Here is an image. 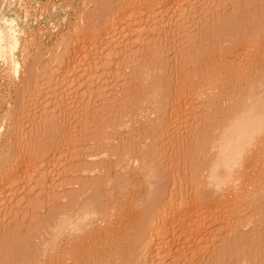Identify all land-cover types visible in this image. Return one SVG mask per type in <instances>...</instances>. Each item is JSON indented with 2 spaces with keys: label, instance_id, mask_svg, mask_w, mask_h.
Here are the masks:
<instances>
[{
  "label": "rangeland",
  "instance_id": "obj_1",
  "mask_svg": "<svg viewBox=\"0 0 264 264\" xmlns=\"http://www.w3.org/2000/svg\"><path fill=\"white\" fill-rule=\"evenodd\" d=\"M6 1L8 4H6L5 6L4 15H6L7 17L9 16L11 18H16V19L20 16L17 19L19 21V22L17 21V23L20 29H22L24 33L26 32L27 34V35H24L23 33L21 41L23 40L22 41L23 45H26V42H27V46L29 48L25 46L27 47L26 50L28 49L26 53V56H27L26 58L28 61H26V63L22 65L25 68L22 67L23 70L21 69L20 71L21 73V75H19L20 78L19 77L18 78L8 77V70L5 64H3V62L0 63V96H1L0 97L1 99L0 100V104H1L0 105V125H1V122H6L8 124L11 122L12 124L10 125L11 126L13 125V129L11 128L10 130L9 125L7 124V127H6L7 129L4 131V133L3 132L2 134L0 133V161L2 160L4 161V159L9 158V157L10 159L11 157L13 158L16 157L19 159L23 158V160L25 159L24 160L25 162L26 160H28L26 164H29V166L31 167L32 165L34 166L33 159L37 157L39 158L40 155H41L40 158L43 159L45 162H49L50 160H52L51 157L53 158L54 156L53 153L56 154L57 152L64 151L65 153L63 155L65 156L62 157L63 166H60L61 165L60 164L58 168V170L60 171L57 170L58 172L57 174L59 177L55 176L53 179L52 177L55 174L52 173L53 176L49 175L46 182H44L43 185L45 186L42 185L40 187L32 183H28V185L30 184V186H28L26 184L27 175H25L26 173H24L25 170L24 172L21 171L20 173H18L19 172L18 171L17 174L19 176L16 175V177L17 178L19 177L18 179L20 180L18 184L12 187V189L10 188L11 189L10 193L12 191L14 192V190H16L15 191L16 193L22 190L21 192H23L24 194L18 192L20 198L17 196H16L17 198L14 197L15 195H17L15 192H14L15 195L13 196L11 195L8 196L7 192L3 193L5 195L2 194L3 197L1 196V198L3 200V203L0 198V202H1L0 205H2L0 206V219H4L5 217V215H3V212H5L6 215L8 211L9 212L12 211L13 213L16 214V209H18L19 212L20 210L22 212L24 210L25 211L29 210L32 212L33 210H30L32 206L30 207L29 205H31L30 203L31 201L36 200V199H32L34 198L33 196H35V198H38L37 202H39V205H42V204L44 205L45 204L44 197L51 194V191H52L51 188L53 186H55L56 188L57 187L61 188V194L63 193V195L68 196L70 199L67 198V200H63L64 202L62 203L60 201L54 202L55 203L54 205L51 202L52 203L51 206L50 204L49 206L47 205L48 207L47 206H46L47 208L45 207L46 209L43 210V213L42 211L41 213L38 212L40 215H37L38 213L36 212L35 214L36 216L34 215L33 218H32V214L35 213V211L32 214L29 211L28 213L24 211L23 213L20 212L21 215L20 213H17L19 214L18 217H17V214L15 215L17 218L14 217L13 213H10L12 215V218L13 217L14 218L12 220H9L8 222L6 221L7 223L3 221V223H5L6 225L1 223L2 220H0V264H51L50 260H52V258L49 252H47L48 250L46 248L49 249L50 247L54 245L55 240H56L55 235L61 231L60 226H59V220H58L59 219L58 217H60L59 215L60 211H66V210L68 211V214L71 217V221L74 224L79 225L81 231H84L83 235L87 232V230L89 229V226H93L94 230L100 234V231H97V230L103 228L102 227L103 225L100 224V222L103 224L102 222L103 215H105V213L106 215H108L110 213V210L113 209L114 206L118 208L121 205L118 202L120 198L122 197V195L125 194L124 192L126 190L131 194H134L133 193L134 190H138V187L136 186L140 185V183L138 182L135 183L134 178L136 177V180L139 178V182H142V179L145 178V176L143 177L142 174L145 175L148 169L150 170V173L152 175L151 176L148 175L150 176V178L146 175L148 180L145 178V181L147 180L146 181L147 183H145V181L143 180L144 182L142 183H145V184L141 183L142 184L140 187L141 189L138 191L142 190L144 192L146 190L150 192V190H152L150 187H152L153 190L156 191L154 192L155 194L151 196L149 194L147 195L146 192H144V194L147 195L145 196L148 199L151 197L152 200L157 201L159 205L161 203L164 204V201L167 203V200L172 201L171 198L175 199V197L178 196L180 191L182 192L186 190L184 192H188V193L190 192L191 195L190 193L188 194L190 196H192V194H195V191L197 192L196 184H198V182L202 179L201 177L202 172L205 171L206 169L205 165H207V163L209 162V157H210L206 147L203 145L204 138L206 137L212 138V136L214 137L215 133L217 132L214 130L215 126L220 125L223 122V119L230 115L231 110H232V105L234 102L232 100L225 101L224 99H226V97L225 98L223 97L222 98L223 100L222 99L220 100V97H219V101L217 100L218 103L214 99H212L213 101L212 102L211 98L210 99L206 98L207 101L210 100V103H209L210 105H208L207 102L203 101V103H201L200 100L199 101L195 100V103L193 101V105L196 103L197 104L199 103L198 107H194L195 105L192 106L191 111H189V113L186 114L187 117L186 115H184L185 119L183 115H179V112H177L178 110L176 108H178L180 101L185 102L186 100L188 102L189 101L192 102L191 99H193V97H191L190 95L192 94L191 93L193 91L192 89L196 87V84L198 85V83H196V80L198 82V79L200 78L201 80L199 81H202V77L200 76L201 74H203L202 75L203 78L205 74L206 75L211 74L210 72L213 70L214 66L215 68H217L216 63L219 62L220 60L219 57L221 55L226 56V60H227L226 66L230 65L231 67L232 65L233 68H235L237 64L236 61H239L237 60L239 51L236 52L235 50H238L242 47H249L247 45H252V43H254L257 40L258 42L263 41L262 38H264V0H239V1L238 0L237 1L236 0H220L221 1L219 2L220 4L216 5L215 8H212L213 5L210 6L211 5L210 2H212V0H169L167 1V4L165 3L167 6H164L165 9L163 8L162 10L164 12L165 11L166 12L168 11V12L164 13L163 11H159V13H164V15L161 16L162 19L160 17L159 19L163 20L164 22H165V19L167 20L166 21L167 24H165V28L157 27L156 29L153 30V32L150 31L151 32L150 34L152 33L154 34L151 36L145 35V37L142 38V41L138 42L142 46H139L136 43L139 47L135 45L134 47H137V48H132L133 52L135 53L138 52L139 55L141 56V57L139 56V60L141 61L139 63L141 64L142 63L145 64L146 62L148 63V64H145V68H142V66H140L138 69L137 67L139 66V63H136L137 65L135 64L137 66L136 68H135V65L129 68L125 67L126 61L124 60V58L121 57V55L123 54V50H122L123 48L121 46L118 47L120 49H117V53L114 56L115 57L114 59L104 56V58L106 57L105 59L107 60L106 61L104 59V62H105L104 64H108V66L103 69V53H105L104 51L105 47H103L104 45L103 43V40H104L103 38L104 37L103 36V18H109V17L115 16V14L117 13H120L119 11L122 10L121 8L124 9V6L126 5L127 0H71V1L70 0H11V1L6 0ZM8 1L10 2L12 6L9 4ZM180 2L182 3V5H180L181 4ZM1 3L3 4L2 0H0V7L2 5ZM169 3L173 4V6L170 5ZM192 4L196 5L192 9H194L195 7L196 8H195V11H192L194 14H192V16L189 17V19L185 18L187 21L188 20L189 21L188 22L182 21L181 24L180 22L177 24V22L175 21V17L177 18V16H182V13H183V12L182 13L179 12L181 15L177 14L178 11L176 10H178L179 5H180V8L182 6V9L184 8V11L186 10L185 12L188 13L187 8L189 10V5H192ZM23 5L26 8L25 10L24 8H22ZM174 6L177 8L175 9ZM204 6L205 8H203ZM166 7H168L170 10ZM9 8H11L10 12H9ZM207 8L208 9L210 8L209 11H207L208 10ZM205 11L206 13H203ZM159 13H157V16L161 15ZM185 14L184 16L186 17L188 14L186 15ZM168 20H170V23H171L170 25H169ZM177 21H178V18H177ZM173 23L177 25H174ZM57 25L58 27H56ZM182 25H184L185 27L182 28ZM195 25H196V28H195ZM128 26L129 25H127V21L126 22L124 21L122 26L119 28L118 32L120 33L121 31L122 35L126 36L123 38L125 42L126 41L130 42L128 45L130 44L132 45L133 41L131 42V40L136 41L137 37H135L136 35L133 36V34L132 35L129 34L130 31H128V28H129ZM98 28H101V29H98ZM159 28L163 30V33H165L164 34L165 36L161 32L158 33ZM25 29L28 30V32L25 31ZM77 32L78 33L80 32V33L78 34ZM69 34L70 36H73V37H70ZM81 34L83 37L81 36ZM159 36H160V39H159ZM62 37L64 38V40H67L66 42L72 41L71 42L72 47H70L71 46L70 44L69 46L65 45L66 42H64L65 43L64 45L61 44V42L63 41L61 40L63 39ZM69 37L72 39H69ZM258 42H256V44ZM126 44L127 43H125L124 45ZM154 44L155 46L156 44H158L157 46L160 48L162 47L160 56H163V57H160L161 61L160 59L158 60L159 62H161V63L158 62L161 65L160 70H159V67H157L158 65L154 64L156 62L152 61V58L151 59L149 58V57H152L153 55L149 53L148 51L151 52L152 50L155 49V47L152 46ZM243 44L244 45L246 44V45L242 46ZM65 46L67 47L66 50L64 49ZM149 46H150V49L151 47H154V48L151 50H147V47L149 49ZM259 46L260 44L258 45V48ZM56 47H59V48L56 49ZM71 48L72 49L75 48L76 50L81 49L82 55L78 58V61L76 62L75 66H73L74 68L69 67V69H64L62 71L64 74L62 75L64 76V78L67 76L66 77L67 79L71 77L75 82L71 87H67L65 86L67 84V80H65L64 86L61 85L57 88L59 94L57 93L56 97L54 96V98H56L55 100L53 99V94L52 96H49V94L51 95V93H53V90L55 89L54 82H53L54 76L52 73L55 74V71L58 68H60L58 64H55L57 57L55 58L54 56L58 55L57 52L60 54L61 53L60 50L63 53L64 51L65 53H67L66 51L69 52V49ZM141 50L144 52H142ZM120 51L122 52V54ZM140 52L142 54H140ZM188 53L194 54V57L192 59L196 58L195 55L197 54L199 58V60H197L198 64L196 62V64L193 65L191 59L188 58L187 56ZM244 53H247V51L245 50ZM17 54H16L17 57L20 55L18 59L19 58L22 59L21 53L19 52ZM64 56H66V59H68L69 54L64 55ZM70 58L71 56L69 57V59ZM149 60H150V63H149ZM213 62L215 65L213 64ZM194 63H195V59H194ZM64 65H67V64L65 63ZM85 67L88 70L85 69ZM62 68L63 67H61V70ZM64 68H67V66ZM94 68L96 72H94L95 71ZM196 69L197 70L201 69L203 73L202 71L201 73L200 71L199 72L197 71L199 75L197 74V76H194L193 72H195ZM49 71H51L52 73L51 72L49 73ZM64 71H66V73ZM146 73L149 75L148 78L147 77H145V79L140 78L141 81L138 79V81L140 82H137L136 84H134V82H136L134 79L137 80V78L144 76ZM235 73L237 75L236 71ZM235 73L234 74L230 73L227 77H225L226 74H223L221 84L222 85L224 84V85L222 87L225 86L226 88L227 87L229 88L232 85L231 83L233 82V78L235 79L236 77ZM118 75H119V78L117 81L116 78L118 77ZM120 78L121 80H119ZM100 79L101 80L103 79L102 83ZM189 79H191L192 81L191 80L189 81ZM27 80L29 81V83L27 82ZM191 83H195V86L194 84H191ZM99 84L103 85V93L105 94L104 97L107 99L106 100L107 102L105 101L106 103L103 102V98H102L103 96H100L99 97L100 99L97 98L98 93L95 92V89H97L96 88L97 85L100 86ZM106 85L108 87H106ZM191 85L193 86V88H191ZM239 86H241L242 88L244 86V82L239 83ZM241 88H237V89L234 88L233 91L231 92H235ZM60 90H63V91H60ZM154 91H156L155 93L156 97L158 96V99H157L158 106L157 107L159 109V114H157L156 116L154 115L150 117L148 114L149 112H151L152 110L151 108L153 107L152 103H150V100H151V97ZM178 92L181 93L180 98L183 96L184 100H183V97L181 98L182 100L179 99ZM175 95H176V98L178 97L177 98L178 100L176 99V101L180 100L179 102H177L178 105L176 104V101L174 102ZM57 100L59 103H61L60 110L63 111L64 115L66 116V119L64 118L62 121L61 118H60L61 120L58 118L59 120L58 121V120L49 118L51 122L49 121V119H46V121L48 122L46 124V122L42 121L44 120V118L42 119L40 116L43 115L44 114L43 112L45 111H46L45 113H47V111L50 109V107H52V105L57 104L58 103V102L56 103ZM81 101L82 102L84 101L85 103L89 102V103H86V105L89 107V108L87 107L86 111L83 109L82 104L84 103H82ZM173 102L175 103V106H177L174 109L176 110L175 111L176 114H178V117L175 116L176 117L175 119L177 120V122L178 121L179 122L177 124L176 120L173 121L169 132L165 134V132H163L162 130L155 128L156 127L155 123L157 121H154V118H157L158 120V117H162L163 114L165 116V114H167V112L169 111V108H170L169 104L172 103L171 106H173L174 105ZM213 105H216V107ZM11 109H14L15 111L14 114L16 116L13 113H11L13 112L11 111ZM8 111L9 112L11 111L9 113V116L7 115ZM12 114L14 116H12ZM114 114H116L117 116L116 115L113 116ZM11 116L13 118L15 117L13 119L14 122L13 120L8 121L9 120L8 117H10V120L12 119ZM120 116H122V118H120ZM181 116L183 119L181 118ZM15 120L16 121L18 120V121L16 122ZM56 121L60 122V125ZM152 121L154 122L153 124L155 125V127H153L154 125L152 124ZM51 123L53 126L51 125ZM62 125H63V128L65 127L64 129L68 131L69 133L68 135L72 142V146L70 148L71 150L69 148L67 149V147H65L66 149L63 147L64 148L63 149L62 145H60L58 149L57 145H55V144H59L62 140V136H64L63 134L58 133L60 131L59 127H61ZM57 126H58V130H55ZM46 128H48L49 131ZM10 131L11 132L13 131L11 133L12 135L9 133ZM10 136H12L13 139H10L11 138ZM102 137L103 139L104 138L105 139L101 140ZM17 138L18 139L20 138V139L18 140ZM14 140L16 141V143ZM9 141L11 143H9ZM100 145L101 146L103 145L105 147L102 146L101 148ZM55 148H57L56 153H55ZM53 149H54V152H51ZM60 149L62 150L59 151ZM100 149L101 151L103 150L105 151V155H103L100 159H98L96 161V164L95 162L94 163L92 162L90 164L92 166L94 165L95 167L98 166V168H101L102 171L104 169L103 171L105 172L104 174L103 172L102 173L100 172L101 174L98 173L97 175H99V177L98 176L94 177L96 174H93V176H91L90 174H87L90 177H93L91 179L90 177L85 176L86 174L83 175L82 173L79 174L75 172V170L77 169L84 168V163L81 162L82 161L81 159L83 157H86L87 155L92 156L94 154H98V152H100ZM8 151L13 152V153L10 154ZM43 153L46 157L42 156ZM6 154L9 157L4 156ZM44 158L46 160L50 158V160L46 161ZM133 164L135 166H133ZM65 166H67L68 168L66 169ZM63 167L65 168L64 171H63ZM70 169L71 171L73 169V171L76 174L74 172L72 174ZM67 172H70V173H67ZM254 174H256V172H254L252 176ZM134 175L136 176L132 178V176ZM260 175L261 174L259 175L257 174V176L255 175L254 176L258 178V176ZM262 177L260 179H262ZM145 186L149 187L150 189L147 188L149 189L147 190ZM263 186H262L263 189L260 190V185L258 187L259 189L258 188L257 189L262 192V190H264ZM10 193L8 192V194ZM141 193L139 192L137 194H141ZM11 197H14L15 199ZM22 197L26 198L27 200L24 199L22 202L24 201L25 202L24 203L21 202L22 203L21 205H20V202L18 201L19 202V207H18L15 200L21 199ZM4 198H7L6 201L8 202V204H9V201L11 202L10 203L11 205L9 204L10 206L6 203V201H4ZM10 198L13 199V201H11ZM263 198L261 196V199L259 197V200H258L257 197L252 199L250 196V200H253V201H251V204H250L249 203L250 200L248 199V202L243 204V206H245V204L246 206L247 205L248 206L247 207L245 206L247 209L245 207L241 209L243 211L245 209V212L242 215H240L241 216L240 219H242L241 223L247 222L250 220H252V222L254 221L256 222V219L254 218L256 215L255 212H257V210H259L262 205H263L262 206L263 214L261 213L262 211L261 209L258 211L257 214H259L260 212V214H262V216L264 217ZM29 199H32V200H29ZM111 200L112 202H116L117 200L116 203H118L119 206H117L118 204L116 203H112ZM59 202H60V205H57ZM27 203L29 204L28 206H27ZM32 203H35V201H33ZM171 203H173V201ZM253 203L255 205H253ZM109 204L111 206H113V204H116V205H114L113 208L111 207L110 209ZM22 205L25 206V208H23ZM237 205L239 207V204ZM21 206L23 209L20 208ZM139 208L136 209L137 211L135 210L130 214V217H132L131 220L133 219L135 221H139L140 218L142 219L144 212H143L142 207H139ZM92 211H95L96 214L91 215L90 217L86 219L85 214L87 212H92ZM111 211H114V210H111ZM110 214L112 215L113 212ZM140 215L142 217L137 218V216H140ZM252 215L254 216L252 217ZM226 216L227 215H225L224 218L220 216L221 219L219 218L220 220L224 221V224H225V221H228V219L233 220V218L231 217L228 218V216H227L228 218L227 219ZM136 218L138 220H136ZM220 220L218 221L219 226L217 225L215 229L217 236H218L217 239L215 238L216 233L213 234V231L215 232V230L213 228H209L210 231L206 232L205 230L206 227L202 229L203 231L205 230L204 231L205 233L201 230V232H203V234L206 236V239L202 233L198 232L197 234V237L201 236V238H198V242H199V239L202 240V238L204 237L203 238L204 240H202V242L200 241L201 243L199 242L197 244L193 242L195 241V237L193 236L194 237V239H192L193 243L191 242L192 244L190 243V246L195 243L199 245L201 249L204 248L205 251H202L204 255H202L201 254L202 252L199 251L201 249L198 248L197 245H196L197 247H195V244H194L193 246L190 247V249L192 247L193 249L188 251V253L190 251L192 252L191 254L192 258L190 257V253H191L190 252L189 253L190 260L187 258L188 262L189 261L190 262L188 263L186 260L185 261L186 263L188 264H235L236 262H239V260H241V257H239L238 254L240 253V255H242V253L244 252L243 250L244 249L247 250V248L245 247L248 246V243H249L248 241H252L251 238L250 240L248 239L251 235L248 230L250 229V232L252 233L254 227L255 229L256 227H259L258 224L254 223L255 224L253 225L254 227L251 225L253 228L252 230L251 228H248V227H246L248 229H245V227L244 229H242L243 226L239 227V229L238 227H236L235 229L237 231H235L236 233V236H235V233L232 234V232L234 231L231 228L232 227L231 225L233 223L231 225L229 224L232 221L231 222L228 221L229 225L225 224L226 225L225 226L223 223H220ZM98 224H100L101 226V228L98 227L99 229H97ZM222 226L224 227V229ZM228 226H231V227L229 228ZM220 227H222L221 229H223L224 232L222 230H219ZM209 229L207 228V230ZM228 229L229 230L231 229L232 232L231 231L228 232L229 231ZM133 231L135 232V230ZM261 231L262 229L260 231L256 229L251 235V237L254 236L253 239L255 238V236L258 237L259 241L256 239L258 243L260 242V238H259L260 235H261V240L264 238V235L260 233ZM96 232H94L96 236L99 235ZM134 232L130 233L129 235H132V234L135 235L136 232L135 233ZM209 232L210 233L212 232L211 234H213L212 236L214 237L215 241L213 240L211 242L213 237L211 235H209L211 237H208V235H206V233L208 234ZM227 232L230 234L228 235ZM258 232L260 233L259 236H258ZM178 233L179 232L177 231V234ZM219 234H222V235L219 237ZM72 236H74V234L70 233L68 230L65 232L61 240L66 241V239H70ZM126 236L124 237L127 240H125L124 238L126 242L123 240V243L125 242V245L127 246L128 244L132 245L131 244L132 242H130L131 239L132 241H135L137 239V238L136 239L133 238L137 235L132 237V236H128L127 234ZM175 237L177 239L180 236L178 235L177 237V235H175ZM98 238L96 239V241H98L97 245L99 247V244L100 245L103 244V241H102L103 239L101 240L100 237ZM242 239L247 240V241L243 242ZM100 240L102 241V243H99L101 242ZM179 240L181 243L184 244L182 237L178 239V242ZM225 242L228 244L230 243L229 246L226 245L227 247L226 246L224 247ZM123 243L120 242V245ZM134 243L136 242H133V244ZM258 243L256 242V244ZM137 244L138 243L132 245L131 247L129 246L128 248V250L130 249V252H131V256L129 259L132 262L131 264H135L139 261L140 250L137 247L138 246ZM84 245H81V246L85 250L82 249L83 251L81 255L78 256L74 260L73 264H103V261H107V263H104V264H121L122 263V261L121 262L120 260L116 261V259L114 258H112L111 260H107V257L104 256L106 255L105 252L103 253L102 252L103 249L100 248L101 246L99 248L98 247L96 248L97 245L92 244L95 247L90 246L91 248L90 249L89 245L86 244L85 246L87 247L85 248H84ZM169 245L171 244L169 243ZM178 245L180 246V243H178ZM127 246L123 247L122 245L121 247L123 249L121 248V250L125 251ZM185 247L182 249V247L180 246L179 247L180 251L185 252L187 249V247L186 248ZM196 248L201 253H198ZM94 249H95V253L94 251H92ZM98 249L102 250V251L100 250L101 253L100 251H98ZM223 250L225 251V253ZM91 252L94 254L92 255ZM196 252L200 254V256H198ZM124 253L125 252H121V255L125 256ZM194 253L196 256L200 258L196 257L195 255H194L195 257L192 256ZM93 256L95 257L97 256V257L95 258ZM119 257H121L122 259ZM118 258L123 260V257L120 255L118 256ZM163 261H160V263L162 264ZM171 261H168L167 264L169 262H170L169 264H171ZM176 262L177 263L179 262L181 264V260L176 261ZM183 262L184 261H182V264ZM124 263H127V262L123 261V264ZM128 264H130L129 261H128ZM254 264H257V263H254Z\"/></svg>",
  "mask_w": 264,
  "mask_h": 264
},
{
  "label": "bare ground",
  "instance_id": "obj_2",
  "mask_svg": "<svg viewBox=\"0 0 264 264\" xmlns=\"http://www.w3.org/2000/svg\"><path fill=\"white\" fill-rule=\"evenodd\" d=\"M11 1V0H10ZM71 1V0H70ZM128 1V2H127ZM126 1V5L124 6V9L121 8L122 10H120L119 12L120 13H117L115 14V16H112V17H109V18H103V47H105V53H103V69L106 68L108 66V64H104V59L106 57H109V58H112L114 59L116 53H117V49H120L118 47H122L123 49V54L121 52V57L124 58V60L126 61V64H125V67L129 68L131 66H134L136 63H139L141 62L139 60V53L138 52H133L132 51V48H137V47H134L135 45L136 46H142L141 44H139L138 42L142 41V38L145 37V35H153L154 33L150 34L154 29H156L157 27H161V28H165V24H167V20L165 19V22L163 20H161V16L164 15V13H167L166 11L164 12L162 9L164 8V6H167V1L169 0H127ZM237 1V0H236ZM239 1V0H238ZM3 4L1 5L0 7V17H3L4 19H7L9 21L11 20H15L16 21V28L19 30L18 34L16 35V44H15V50H13V45L9 39V36H8V33H7V28L8 26L7 25H4V24H0V28L4 29L5 30V39H4V45H3V49L2 51H0V54H2L4 56V59L3 60H0V63L3 62V64H5L7 70H8V77H19V75H21L20 71L22 69V65H24L26 63L27 60V56H26V53H27V50L26 48L28 47L27 46V42H26V45H23L22 44V41H21V38L23 36V33L24 31L22 29H20L18 23H17V19L20 17L19 16L17 19L16 18H11V17H7L6 15H4V9H5V6L7 3L6 0H2ZM9 2V1H8ZM65 2V1H64ZM125 2V1H124ZM208 2V1H207ZM221 2L220 0H212V2H210V6H212V8H215L216 5H219ZM224 2V1H222ZM233 2V1H232ZM166 3V4H165ZM171 3V2H170ZM169 3V4H170ZM181 3V2H180ZM179 3V4H180ZM235 3V2H234ZM10 4V2H9ZM13 4V3H12ZM124 4V3H123ZM168 4V5H169ZM11 5V4H10ZM57 5V4H56ZM60 5V4H59ZM173 6V4H170ZM182 5V3L180 4ZM180 5H179V8L178 10V13L177 14H180L179 12H183L184 14L186 13L184 11V8L182 9V6L180 8ZM233 5V4H232ZM12 6V5H11ZM21 6V5H20ZM171 6V7H172ZM191 6V7H190ZM194 6V4L192 5H189V10L187 8V12L186 14H188L186 17L184 16V14L182 13V16H177L178 18V21H177V18L175 17V21L177 22V24L182 21H187L186 19H189L190 16H192V14H194L192 11H195V8L192 9ZM198 6V5H197ZM206 6V5H205ZM205 6L203 8H205ZM121 7V6H120ZM170 7V6H169ZM175 7V6H174ZM219 7V6H217ZM22 8H24V10L26 9L24 7V5L22 6ZM168 8V7H166ZM173 8V7H172ZM177 7H175L176 9ZM10 9L9 8V12H10ZM165 9V8H164ZM169 9V8H168ZM174 9V8H173ZM180 9V10H179ZM186 9V8H185ZM191 9V10H190ZM198 9V8H197ZM208 9V8H207ZM210 9V8H209ZM209 9L207 11H209ZM217 9V8H216ZM170 10V9H169ZM183 10V11H182ZM206 10V9H204ZM28 11V9H27ZM159 11H163L164 13H159ZM213 11V10H212ZM215 11V10H214ZM118 12V11H116ZM174 12V11H173ZM16 13V12H15ZM157 13L161 14L160 16L158 15L157 16ZM203 13H206L203 12ZM17 14V13H16ZM112 14V13H111ZM169 14V13H168ZM185 14V15H186ZM198 14V13H196ZM113 15V14H112ZM181 15V14H180ZM205 15V14H203ZM23 16V15H22ZM171 16V15H170ZM175 16V15H174ZM159 17L161 19H159ZM166 17V16H165ZM195 17V15H194ZM24 18V17H23ZM78 18V17H77ZM184 18V19H183ZM186 18V19H185ZM202 18V17H201ZM172 20V19H170ZM170 20L169 21V25L171 24L170 23ZM97 21V20H96ZM126 22L127 21V25H129L127 28H128V31H130L129 34H133L136 35L135 37H137V40L134 41V40H131L132 42V45H128L130 42H125V40L123 39L124 37L126 36H123L122 35V32L120 31V33L118 32L119 31V28L122 26L123 22ZM189 21V20H188ZM187 21V22H188ZM19 22V21H18ZM24 22V21H23ZM151 22V24H150ZM175 22V23H176ZM192 22V21H191ZM190 22V24H191ZM27 23V21H26ZM83 23V22H82ZM81 24V23H80ZM96 24V23H95ZM100 24V23H99ZM144 24V25H143ZM174 24V23H173ZM177 24H174V25H177ZM179 24V25H180ZM90 25V24H89ZM101 25V24H100ZM173 25V26H174ZM187 25V24H186ZM197 25V24H196ZM196 25H195V28H196ZM167 26V25H166ZM181 26V25H180ZM58 27V25L56 26ZM177 27V26H176ZM185 26L182 25V28H184ZM124 28V27H122ZM193 28V27H192ZM98 29H101V28H98ZM167 29V28H166ZM86 30V29H85ZM92 30V28H91ZM122 30V29H121ZM178 30V29H177ZM25 31L28 32V30L25 29ZM84 31V30H83ZM189 31V30H188ZM191 31V30H190ZM82 32V31H80ZM79 32V33H80ZM99 32V31H98ZM156 32V31H155ZM162 33L163 35L165 33H163V30H161L159 28V32L158 33ZM74 33V32H73ZM78 33V32H77ZM78 33V34H79ZM97 33V31H96ZM157 33V34H158ZM76 34V33H75ZM77 34V35H78ZM95 34V33H94ZM161 34V35H162ZM24 35H27L26 32L24 33ZM160 35V34H159ZM70 36V34H69ZM82 36V34H81ZM101 36V35H100ZM165 36V35H164ZM39 37V35H38ZM70 37H73V36H70ZM69 39H72L70 38ZM83 37V36H82ZM97 37V36H96ZM162 37V36H161ZM63 38V37H62ZM41 39V38H40ZM66 39V38H65ZM94 39V38H92ZM102 39V38H101ZM123 39V40H122ZM129 39V38H128ZM133 39V38H131ZM135 39V38H134ZM159 39H160V36H159ZM263 41H255V45L254 43H252V45H247L249 47H242L238 50H235L236 52L239 51V54H238V59L239 61H236V67L233 68V66L231 65H227L226 66V56L225 55H221L219 57V62L216 63V67L214 66L213 70L210 72L211 74H205V77L203 78V74H201L200 76L202 77V81H199L201 80L200 78L198 79V82L196 80V83H198V85L196 84V87L193 88V86L191 85V88H193L192 90V94L190 96L193 97V99H191L192 102H188L185 100V102H180L179 101H176V95H175V100L174 102L176 101V104L178 105L177 102H179V105H178V108H176L179 112V115H186L189 113V111H191V108L192 106L194 107H198V104H194L193 105V101L195 103V100H200L201 103L204 102H207L208 105H210V100H206V98H211V101L212 99L214 100H218L219 101V97H220V100L224 97H226V99H224L225 101L226 100H232L234 103L232 105V110H231V113L229 116H227L226 118L223 119V122L220 124V125H217L215 126L214 130L217 131L214 135V137L212 136V138H209V137H206L204 138V141H203V145L206 147L208 153H209V162L207 163V165H205L206 169L205 171L202 172V179L198 182L197 185V192L195 191V194H192L190 193V195H188L189 193L188 192H184V191H180V193L178 194L177 197L174 198H171V200L173 201V203H171L172 201L170 200H167V203L164 201V204H158L157 201H154L151 199V195L155 194L154 192H156L155 190H153L152 187H150L152 190L149 191H144L146 192V194L150 195L148 197H150L149 199L146 197L147 195L144 194V192L142 191H138L140 190L141 188V185L142 184H145L147 183L146 181L148 180L147 176L148 175H152L150 173V170L148 169V171L145 173V175L142 174V176L147 179L145 181V178L142 179V182L145 181V183H142V182H139V178L136 180V175L132 176V178H134L135 180V183L138 182L140 183V185L136 186L138 187V190H134L133 193L134 194H131L129 193L127 190L124 192L125 194L122 195V197L117 200H119V204H121L119 206L116 200V202H111L112 203H116L118 204L117 206H119L118 208H116L114 205L116 204H113V206H111L110 204V209L111 207L113 209L111 210H114V211H111L110 210V213L113 212V214L111 215L110 213L108 215H103V224L100 222L101 225H103L102 229H99L101 228L100 224H98L97 226V231H100V234L97 233L95 230H94V227L93 226H89V229L87 230V232L83 235L84 231H81L80 230V227L79 225L77 224H74L72 221H71V217L69 216L68 214V211H60L59 212V215L60 217H58L59 219V226H60V232L57 233L55 235L56 237V240H55V243L52 247H50L49 249L46 248L52 258V260H50V263L51 264H73L74 260L81 255L82 251L85 250L83 249V247L81 245H89V248L90 246H94L92 244H96L97 245V242L96 239L98 237H100V239L103 241V244H99V243H102L99 242V247L101 249H103V253L105 252L106 256L107 257V260H111L112 258L116 259V261H119L120 262L122 261L121 264H123V261L124 262H127V263H124V264H128V261L129 263L131 264V260L130 259V256H131V252H130V249L128 250L129 246L131 247L132 245L138 243L137 247L139 248L140 250V257H139V261L135 264H161L160 261H163L162 264H167L168 261H171V264H176L177 262L176 261H179L181 260V264H182V261L183 264H185L186 260L188 262V259H189V250H192L193 247L190 249L191 246H193L195 243H199L200 241L202 242V240H204L203 238L205 237L206 239V236L203 234V232L206 230L207 231H210L209 228H213L214 230L216 229L217 225L219 226V220L221 219L220 216H222V218L225 217V215L228 216V218H233V220H229L226 216V218L228 219V221H232L231 223H229L228 221H225V224H232L231 226H228L229 228L231 227L233 229L234 232L231 231V229L228 231V232H232V234L235 233V231H237L235 228L238 227H242V229H248V228H251V230L253 229L252 226L255 225V224H258V226L262 229V231L260 233H262L264 235V217L262 216V206H261V213L258 211L260 210H257L256 215H255V219H256V222H252V220L250 221H247V222H242V219L240 215H242L244 212H245V209L244 211L241 210L243 209V207L246 206H243L244 203L248 202V199L250 200V196L252 199H254L255 197L258 198L259 200V197L261 199V196L263 198L264 196V190L259 191L258 187L260 185V190L263 189L262 186L264 185V135H262L259 131V128H258V125L257 124H254L253 121L247 117L245 115V105H246V102L251 100L253 104L257 105L259 104V100H260V97H261V93L262 91H264V38H262ZM63 40L61 42V44H65L64 42H66L67 40ZM78 40V39H77ZM87 40V39H86ZM31 41V40H30ZM35 41V40H33ZM41 41V40H40ZM38 42V41H37ZM70 42V41H69ZM69 42H66L65 45H68L69 44L71 45L70 47H72V41L69 43ZM160 42V41H159ZM256 42H258L257 44L259 46L258 48V45L256 44ZM68 43V44H67ZM75 43V42H73ZM125 43H127L126 45H124ZM138 45H137V44ZM88 44V43H87ZM145 44V43H144ZM149 45V44H148ZM158 44H156L157 46ZM160 45V44H159ZM246 45V44H245ZM244 44L242 46H245ZM27 46V47H25ZM37 46V45H36ZM91 46V45H90ZM138 46V47H139ZM151 46V45H150ZM150 46H149V49L147 47V50H151L155 47L154 50H152L151 52L148 51L149 53H151L152 57H149L150 59L152 58V61L156 62L154 63L155 65H158L157 67H159V70L161 69V65L159 63L158 60L160 59V57H163V56H160L161 55V48L154 45V47H151L150 49ZM257 46V47H255ZM69 47V48H70ZM145 47V46H144ZM234 47V46H233ZM253 47V48H252ZM29 48V47H28ZM59 48V47H56V49ZM66 46H65V50H66ZM76 48V47H75ZM75 48H71L69 49V52L66 51L67 53H64L60 50V54L57 52L58 55L54 56L57 60H56V63L55 64H58V66H60V68H58L56 71H55V74L52 73L51 71H49V73L51 72L53 74V82H54V90H53V93H51V95L49 94V96H52L53 94V99L56 100V98H54V96L56 97V94L58 93V90L57 88L61 85L64 86V81L67 80V84L65 86L67 87H71L73 84H74V80L69 77L68 79L64 78V76L62 74H64L62 71L64 69H69V67H73L75 66L76 62L78 61V58L82 55V51L81 49L80 50H76ZM78 48V47H77ZM82 48V47H81ZM92 48V47H91ZM62 49V48H60ZM104 49V48H103ZM140 49V48H139ZM59 50V49H58ZM68 50V49H67ZM71 50V51H70ZM74 50V51H73ZM76 50V51H75ZM138 50V49H137ZM136 50V51H137ZM146 50V49H145ZM247 51V53H244V51ZM90 51V50H89ZM88 51V52H89ZM100 51V50H99ZM139 51V50H138ZM142 51V50H141ZM163 51V49H162ZM196 51V50H195ZM21 53V60L18 59V57L20 56H16L17 53ZM144 52V51H142ZM192 52V51H191ZM29 53V52H28ZM138 53V54H137ZM69 54V57L71 56V58L69 59H66V56L64 55H68ZM140 54H142L140 52ZM18 55V54H17ZM118 55V54H117ZM150 55V54H148ZM163 55V54H162ZM218 55V54H217ZM236 55V54H235ZM39 56V55H37ZM85 56V55H84ZM104 56H106L104 58ZM144 56V55H143ZM188 58L191 59L193 65L196 64L197 60H199L197 54L195 55L196 58L195 59V63H194V59H192L194 57V54L192 53H188ZM186 56V57H187ZM120 57V56H119ZM141 57V56H140ZM237 57V56H236ZM235 57V58H236ZM89 58V57H88ZM198 58V59H197ZM41 59V58H40ZM189 59V60H190ZM215 59V58H214ZM53 60V59H52ZM100 60V59H99ZM106 60V59H105ZM111 60V59H109ZM123 60V59H121ZM139 60V61H138ZM146 60V59H145ZM66 61V62H65ZM107 61V60H106ZM148 61V60H147ZM161 61V59H160ZM213 61V60H212ZM35 62V61H34ZM97 62V61H96ZM101 62V61H100ZM143 62V61H142ZM145 62V61H144ZM159 62V63H158ZM67 64V65H64V64ZM94 63V62H93ZM149 63H150V60H149ZM191 63V64H192ZM54 64V63H53ZM100 64V63H99ZM144 63H139V66L137 67L135 65V68L137 67V69L142 66V68H145V64H148L147 62L143 65ZM198 64V62H197ZM214 64V62H213ZM52 65V64H51ZM83 65V64H82ZM96 65V64H95ZM123 65V64H122ZM130 65V66H129ZM215 65V64H214ZM50 66V64H49ZM67 68H64L66 67ZM94 66V64H93ZM124 66V65H123ZM61 67L62 70H61ZM88 67V66H86ZM85 67V69H87ZM91 67V66H90ZM99 67V66H98ZM102 67V66H101ZM230 67V69H229ZM25 68V67H23ZM51 68V67H50ZM74 68V67H73ZM96 68V67H95ZM94 68V70H95ZM133 68V67H132ZM108 69V68H107ZM233 69V70H232ZM23 70V69H22ZM53 70V69H52ZM55 70V68H54ZM53 70V71H54ZM88 70V69H87ZM124 70V69H123ZM128 70V69H127ZM76 71V70H75ZM104 71V70H103ZM200 71L201 73V69L200 70H197L196 69V73L193 72L194 76H197V74L199 75L198 72ZM235 71L237 72V75L235 77V79L233 78V82L231 83L232 85L228 88H226L225 86L222 87L223 85L221 84V80H222V77H223V74H226L225 77H227L230 73L234 74ZM66 73V71H64ZM81 72V71H80ZM90 72V70H89ZM96 72V70L94 71ZM126 72V71H124ZM191 72V70H190ZM229 72V73H228ZM71 73V72H70ZM86 73V72H85ZM88 73V71H87ZM98 73V72H97ZM105 73V72H104ZM203 73V71H202ZM81 74V73H80ZM83 74V73H82ZM196 74V75H195ZM67 75V74H66ZM84 75V74H83ZM91 75V74H90ZM94 75V74H93ZM44 76V75H43ZM148 74L146 73L144 76L142 77H139L136 79H134L136 82H134V84H136L137 82H140L141 79H145V77L148 78ZM91 77V76H90ZM224 77V78H225ZM14 78V79H15ZM20 78V77H19ZM41 78V77H40ZM118 78H119V75L118 77L116 78L117 81H118ZM141 78V79H140ZM146 78V79H147ZM223 78V79H224ZM13 79V80H14ZM79 79V77H78ZM112 79V78H111ZM109 79V80H111ZM115 79V78H114ZM126 79V77H125ZM138 79L140 81H138ZM205 79V80H203ZM29 80V79H28ZM27 80V82L29 83V81ZM51 80V79H49ZM103 80V79H102ZM102 80L100 79L101 83H102ZM121 80V78L119 79ZM132 80V79H131ZM191 79H189L190 81ZM232 80V78H231ZM18 81V80H17ZM32 81V80H30ZM45 81V80H44ZM125 81V80H124ZM185 81V80H184ZM192 81V80H191ZM225 81V80H224ZM223 81V82H224ZM26 82V81H25ZM106 82V81H104ZM109 82V81H107ZM116 82V81H115ZM114 82V84H115ZM121 82V81H120ZM231 82V81H230ZM229 82V83H230ZM244 82V86L241 88V86H239V83H243ZM40 83V82H39ZM45 83V82H44ZM94 83V82H93ZM100 83V84H101ZM117 83V82H116ZM187 83V81H186ZM190 83V82H189ZM99 84V85H100ZM113 84V83H111ZM182 84V83H181ZM191 84H194L195 86V83H191ZM31 85V84H30ZM50 85V84H49ZM27 86V85H26ZM25 86V88H26ZM36 86V85H35ZM115 86V85H114ZM118 86V85H117ZM31 87V86H30ZM29 87V88H30ZM38 87V86H37ZM50 87V86H49ZM65 87V88H67ZM106 87H108L106 85ZM233 87V88H232ZM10 88V87H9ZM78 88V87H77ZM97 89H95V92L98 93V97L99 98L100 96H103V102L106 103L107 99L104 97L105 94L103 93V85H100L96 87ZM190 88V90H191ZM234 88H241V89H238L237 91L235 92H231L233 91ZM42 89V88H41ZM64 89V88H63ZM70 89V88H69ZM8 90V89H6ZM43 90V89H42ZM94 90V89H93ZM155 90V89H154ZM26 91V90H25ZM60 91H63V90H60ZM70 91V90H69ZM38 92V91H37ZM6 93V92H5ZM35 93V92H34ZM69 93V92H68ZM91 93V91H90ZM156 91H154L152 97H151V100H150V103H152L153 107L151 108V112H149V116L152 117V116H156L157 114H159V109H158V105H157V99H158V96L156 97ZM13 94V93H12ZM30 94V93H29ZM59 94V93H58ZM179 99L180 98V94L179 93ZM177 94V95H178ZM221 94V95H220ZM48 95V94H47ZM65 95V94H64ZM63 95V96H64ZM130 95V94H129ZM60 96V95H59ZM90 96V95H88ZM134 96V95H133ZM136 96V95H135ZM1 97V96H0ZM58 97V95H57ZM190 97V98H191ZM35 98V97H34ZM48 98V97H47ZM68 98V97H67ZM91 98V97H90ZM89 98V99H90ZM128 98V97H127ZM131 98V97H130ZM218 98V99H217ZM5 99V98H4ZM73 99V98H72ZM82 99V98H81ZM84 99V98H83ZM100 99V98H99ZM126 99V98H125ZM186 99V98H185ZM206 101H205V100ZM1 100V99H0ZM68 100V99H67ZM142 100V99H141ZM178 100V99H177ZM182 100V99H181ZM183 100H184V97H183ZM223 100V99H222ZM26 101V100H25ZM42 101V100H41ZM53 101V100H52ZM64 101V100H63ZM71 101V100H70ZM106 101V102H105ZM109 101V100H108ZM217 101V103H218ZM24 102V101H23ZM58 102V100L56 101V103ZM82 102V101H81ZM173 102V103H174ZM213 102V101H212ZM215 102V101H214ZM47 103V102H46ZM59 103V102H58ZM54 104L52 105V107H50V109L47 111V113L43 112L44 114L41 115L40 117L44 120V122H46V124L48 123L46 121V119H54V120H58V118L63 119L65 118L66 119V116L64 115L63 111L60 110V107H61V103L59 104ZM79 103V102H78ZM84 104L83 105V109L86 111L87 109V105L86 103H89V102H82ZM200 103V105H201ZM205 103V104H207ZM215 103V104H217ZM223 103V102H222ZM4 104V103H3ZM35 104V103H34ZM48 104V103H47ZM119 104V103H118ZM204 104V105H205ZM1 105V104H0ZM86 105V106H85ZM120 105V104H119ZM170 105V108H169V111L167 112V114H163L162 117H158V120L157 118H154V121H157L155 124H156V127L155 125L153 124L154 122L152 121V124L154 125L153 127L155 128H158L159 130H162L163 132H165V134H167L171 128V125H172V122L175 121L176 117H178V114H176V110L174 109L175 107V103L173 106L172 103L169 104ZM168 105V106H169ZM203 105V104H202ZM81 106V105H80ZM103 106V105H102ZM216 107V105H213ZM2 107V106H1ZM69 107V106H68ZM89 108V107H88ZM43 109V108H42ZM82 109V108H81ZM10 110V109H9ZM83 110V111H84ZM13 111V112H11ZM11 113L14 114V109H11ZM37 111V110H36ZM43 111V110H42ZM210 111V110H209ZM257 111H258V107H257ZM8 111V116H9V113ZM34 112V111H33ZM41 112V111H40ZM39 112V113H40ZM65 112V111H64ZM29 113V112H28ZM87 113V112H86ZM12 114V116H14ZM47 114V115H46ZM66 114V113H65ZM85 114V113H84ZM90 114V113H89ZM117 114V113H116ZM116 114H114L113 116H115ZM58 115V116H56ZM71 115V114H70ZM87 115V114H86ZM11 116V120H10V117L8 121H12L14 118ZM16 116V115H15ZM90 116V115H89ZM101 116V115H100ZM117 116V115H116ZM69 117V116H68ZM148 117V116H147ZM187 117V115H186ZM7 118V117H6ZM120 118H122V116H120ZM161 120H160V119ZM182 118V116H181ZM5 119V118H4ZM49 119V121L51 122V120ZM60 119V120H61ZM183 119V118H182ZM185 119V117H184ZM146 120V119H145ZM16 121V120H15ZM18 121V120H17ZM16 121V122H17ZM41 121V120H40ZM53 121V120H52ZM59 121V120H58ZM56 121V122H58ZM14 122V120H13ZM39 122V121H38ZM54 122V121H53ZM177 122V120H176ZM179 122V121H178ZM177 122V124H178ZM59 125H60V122H58ZM7 124L6 122H1V125H0V129H3L2 131H0V133L2 134V132L4 133V131L7 129ZM10 124H12L11 122L8 124L9 125V128L11 130V128L13 129V125L11 126ZM14 124V123H13ZM55 124V123H54ZM62 124V123H61ZM151 124V125H152ZM175 124V123H174ZM173 124V125H174ZM176 124V125H177ZM37 125V124H36ZM52 125V123H51ZM56 125V124H55ZM58 125V126H59ZM44 126V125H43ZM53 126V125H52ZM51 126V127H52ZM58 126L56 127L55 130H58ZM181 126V125H180ZM17 127V125H16ZM39 127V126H38ZM174 127V126H173ZM179 127V126H178ZM37 128V127H36ZM50 128V127H49ZM65 128V127H64ZM63 128V125L61 127H59L60 131L58 133L60 134H63L64 136H62V140L59 144H55L57 145L58 149H59V146L62 145V148L64 147H67V149L71 148L72 146V142H71V139L69 138V133L68 131H66L65 129ZM130 128V127H129ZM26 129V128H25ZM48 129V128H46ZM44 130V129H43ZM53 130V128H52ZM68 130V129H67ZM14 131V130H13ZM12 131V132H13ZM49 131V129H48ZM83 131V130H82ZM11 131L9 132L10 134L12 133ZM27 132V131H26ZM45 132V131H44ZM16 133V131H15ZM18 133V131H17ZM182 133V132H181ZM14 134V133H13ZM22 134V133H21ZM12 135V134H11ZM18 135V134H17ZM21 136V135H20ZM30 136V135H29ZM11 138L10 139H13L12 136H10ZM16 139V138H15ZM18 139V138H17ZM20 139V138H19ZM18 139V140H19ZM105 139V138H104ZM103 137L101 140H104ZM12 141V140H11ZM15 141V140H14ZM105 142V141H104ZM9 143H11L9 141ZM16 143V141H15ZM250 143V147H247L246 150H245V154H244V158H243V164H242V167L240 169H235L233 168L232 166V162H233V159H234V156L236 154V151L238 149V147L240 146H244V145H248ZM14 144V143H13ZM101 144V143H100ZM105 145V144H104ZM9 146V144H8ZM14 146V145H13ZM17 146V145H16ZM101 146V145H100ZM99 146V147H100ZM103 146V145H102ZM101 146V148H102ZM22 147V146H21ZM105 147V146H103ZM3 148V147H2ZM63 148V149H64ZM20 149V148H19ZM50 149V148H49ZM57 148H55V153L57 152L56 150ZM66 149V148H65ZM73 149V148H72ZM14 150V149H13ZM12 150V151H13ZM62 149H60L59 151H61ZM71 150V149H70ZM104 151V150H103ZM101 151L100 149V152H98V154H94L92 156H86V157H83L81 160L82 163H84V168H80V169H77L75 170L76 173H82L83 175L85 176H88L90 177L89 175L87 174H90L91 176H93V174H96L94 177L98 176L97 175L98 173H102L104 171H102L101 168H98L95 167L94 165L92 166L90 163H94L96 164V161L98 159H100L103 155H105V151L103 152ZM9 152V151H8ZM45 152V151H44ZM47 152V151H46ZM51 152H54V149L51 151ZM2 153V152H1ZM10 154L13 153V152H9ZM65 152L64 151H61V152H57L56 154L53 153V158L51 157L52 160H50V158H48L47 160H50L49 162H45L43 159H41V155L39 156V158H35L33 159L34 160V166L32 165L31 167L29 166V164H26L28 162V160H26V162L23 160V158H16V157H10L6 155L4 156H7L9 158H6L4 159V161H0V198L1 196L3 197V194L4 192H7V195H15L14 192L16 190H14V192L10 193V190L12 189V187L16 184H18L19 180L16 175L17 172L20 173L21 171L25 172L26 173L25 175H27V185L28 183H32L36 186H42L44 184V182H46V180L48 179L49 175H52L55 174L52 178L54 179L55 176H58V168H59V165L60 166H63V159L62 157H64L65 155H63ZM15 154V153H14ZM46 154V153H45ZM9 155V154H8ZM39 155V154H38ZM14 156V155H13ZM43 157L45 156L44 153L42 155ZM46 157V156H45ZM16 158V159H15ZM25 158V157H24ZM72 158V157H71ZM74 158V156H73ZM76 158V157H75ZM81 158V157H80ZM45 159V158H44ZM103 159V158H102ZM32 160V161H33ZM46 160V159H45ZM46 160V161H47ZM65 160V159H64ZM31 161V162H32ZM30 162V161H29ZM137 162V161H136ZM135 162V163H136ZM65 163V162H64ZM98 163V162H97ZM90 164V166H89ZM145 165V164H143ZM133 166H135L133 164ZM132 166V167H133ZM139 167V166H137ZM52 168V169H50ZM62 168V167H61ZM60 168V169H61ZM65 168L67 169L68 167L65 166ZM65 168L63 167V171L65 170ZM141 168V167H140ZM135 169V167H134ZM143 169V168H142ZM152 169V168H151ZM60 171V170H58ZM62 171V170H61ZM71 171V169H70ZM73 169L71 171V173L73 174ZM74 172V173H75ZM107 172V171H106ZM205 172V173H204ZM256 172V174H254L255 176H257V174H261L260 176H258V178H256L254 175L252 176V174ZM67 173H70V172H67ZM75 173V174H76ZM100 173V174H101ZM105 172H103L104 174ZM135 173V172H134ZM137 173V172H136ZM140 173V172H139ZM144 173V172H143ZM204 173V174H203ZM252 173V174H251ZM62 174V173H60ZM263 174V175H262ZM147 175V176H146ZM19 176V175H18ZM141 176V177H142ZM150 176H148L150 178ZM252 176V177H251ZM263 176V177H262ZM23 177V176H22ZM59 177V176H58ZM262 177V179H260ZM91 179L93 177H90ZM66 179V178H65ZM144 180V181H143ZM199 180V179H198ZM54 181V180H53ZM23 183V182H22ZM55 183V182H54ZM134 183V182H133ZM142 183V184H141ZM25 184V185H26ZM137 185V184H135ZM199 185V186H198ZM30 186V184L28 185ZM45 186V185H43ZM195 186V185H194ZM25 187V186H24ZM39 187V188H40ZM146 187V186H145ZM144 187V189H145ZM264 187V186H263ZM11 188V189H10ZM43 188V187H42ZM149 188V187H146V189ZM149 188V189H150ZM156 188V187H155ZM171 188V187H170ZM258 188V189H257ZM52 191H51V194L47 195L44 197L45 199V204L43 205H39V202H37L38 198H35V196H33L34 198L32 199H36V200H33L35 201V203H32L33 201H29V200H32V199H29L28 201L31 203V205H29L27 203V206L29 205L31 208L30 210H33L32 212L29 211L31 214L35 211V213L32 214V218L33 216L36 214V212H40L42 211L43 213V210L46 209L49 204L51 206V204L53 203V205L55 204L54 202H58L60 201L61 203L64 202L63 200H67L70 199L68 196L66 195H63V193L61 194V188H56L55 186H53L52 188ZM147 189V190H149ZM173 189V187H172ZM183 190V189H182ZM22 191V190H21ZM21 191H18L22 194H24L23 192ZM137 191V192H135ZM8 192L10 194H8ZM18 192L16 193L17 195H15L14 197L17 198L19 197V194ZM141 193V194H137V193ZM149 192V193H148ZM169 192V191H168ZM136 193V194H135ZM194 193V192H193ZM3 194V195H2ZM21 194V196H22ZM144 194V195H143ZM146 195V196H145ZM17 196V197H16ZM6 197V196H5ZM14 197H11V198H14ZM31 197V196H30ZM10 198V199H11ZM14 198V199H15ZM20 198V197H19ZM29 198V197H27ZM7 198H4V201H6ZM24 199V197H22L21 199H16V204L18 205L19 207V202H20V205L24 202H22ZM147 199V200H146ZM157 199V198H156ZM164 199V198H163ZM27 200V199H26ZM264 200V198H263ZM1 201L3 203V200L1 198ZM11 201H13V199H11ZM19 201V202H18ZM69 201V200H68ZM251 201L253 200H250L249 203L251 204ZM261 201V200H260ZM22 202V203H21ZM52 202V203H51ZM60 202L57 204V205H60ZM66 202V201H65ZM121 202V203H120ZM162 202V201H161ZM170 202V203H169ZM262 202V201H261ZM6 203L8 204V202L6 201ZM11 202L9 201V204ZM38 203V204H36ZM264 203V202H263ZM1 204V202H0ZM8 204V205H9ZM169 204V205H168ZM239 204V207L238 205ZM11 205V204H10ZM9 205V206H10ZM48 205V206H47ZM142 205V206H141ZM253 205H255L253 203ZM2 206V205H0ZM23 206V205H22ZM22 206L20 208H22ZM47 206V207H46ZM242 206V207H241ZM248 206V205H247ZM246 206V207H247ZM251 206V205H250ZM46 207V208H45ZM139 207H142L143 209V217L140 215V216H137L138 217H142V219L140 218L139 221H135V220H131L132 217H130V214L135 211L136 209H138ZM245 207V208H246ZM11 208V207H10ZM23 208H25V206H23ZM22 208V209H23ZM253 208V207H252ZM255 208V207H254ZM140 209V208H139ZM247 209V208H246ZM250 209V208H249ZM257 209V208H256ZM27 210V209H26ZM25 211V210H24ZM23 211V212H24ZM28 211H25L26 213H28ZM137 211V210H136ZM9 212V211H8ZM7 212V215L5 212H3V215H5L4 219H0L2 220L1 223H3V221L5 223H7L9 220H12L14 217L17 218L19 214L17 213H20L22 212L20 210V212L18 211V209H16V214H17V217L15 216L16 214L13 213L12 211H10L9 213ZM22 212V213H23ZM253 212V211H252ZM10 213H13L14 217L12 218V215ZM254 213V214H255ZM25 214V213H24ZM95 211H92V212H87L85 215H86V219L88 217H90L91 215H95ZM253 214V213H252ZM21 215V213H20ZM37 215H40L39 213ZM133 215V214H132ZM36 216V215H35ZM254 215H252L253 217ZM3 217V216H2ZM1 217V218H2ZM251 217V218H252ZM134 218V217H133ZM136 218V220H138ZM220 218V219H219ZM130 220V221H129ZM226 220V219H225ZM7 221V222H6ZM227 222V223H226ZM5 223H3L4 225H6ZM218 223V224H217ZM220 223H223L224 224V221L220 220ZM255 223V224H254ZM9 224V223H8ZM224 224V225H225ZM228 224V225H229ZM221 225V224H220ZM252 225V226H251ZM226 226V225H225ZM251 226V227H250ZM88 227V226H87ZM99 227V228H98ZM206 227V229L203 231L202 229H204ZM223 227V226H222ZM222 227L219 228V230H222L224 229H221ZM248 227V228H246ZM254 227V226H253ZM259 227H256V229L258 231H260L261 229ZM207 228L209 230H207ZM260 230H259V229ZM96 229V228H95ZM135 230V232L133 230ZM177 230L179 233L177 234ZM226 229V227H225ZM241 229V228H240ZM255 229V227H254ZM252 231V233L250 232V229L248 230L249 233L252 235L253 232L256 230ZM72 234H74V236H72L70 239H66V241H62L61 238L63 237V235L65 234L66 231H68ZM94 230V231H93ZM201 230L203 232H201ZM218 230V231H219ZM212 231V229H211ZM96 232L97 235L94 233ZM134 232L135 237H133L132 235H129L130 233ZM176 232V234H175ZM198 232L202 233L204 235V237L201 239H199V242H198V238H201L200 237H197V234ZM224 232V231H223ZM227 234L229 235L230 233ZM257 232V231H256ZM205 233V232H204ZM210 233V232H209ZM207 234L208 237H211L214 233H216V230L215 232L213 231V234ZM260 233L258 232V236L260 235ZM128 234V236H132L134 239H136L135 241H131L132 242L131 244L132 245H125V240H127L124 236H126ZM257 234V233H256ZM255 234V235H256ZM175 235H178L180 237H182L183 239V243L178 242V239H180V237H178L176 239ZM196 235V236H195ZM211 235V236H209ZM222 234H219V237L221 236ZM248 238L252 241H248V246H246L242 253V255H240V253L238 254L239 257H241V260H239V262H236L235 264H254V263H257V264H264V238L261 240V235H260V242L258 243V237L255 236V238L253 239L254 236ZM195 237V241H193L192 239H194ZM199 236V235H198ZM215 238L217 239L218 236H217V233L215 234ZM235 236H236V233H235ZM103 237V238H102ZM127 237V236H126ZM207 237V238H208ZM213 237V236H212ZM234 237V236H233ZM59 238V239H58ZM125 238V240H124ZM130 239V238H129ZM211 239V238H210ZM234 239V238H233ZM258 241H257V240ZM99 240V238H98ZM123 240L125 241L123 243ZM215 241L214 237L213 239L211 240L212 241ZM243 242L247 241V240H244L242 239ZM195 242L193 245L190 246V243L191 242ZM197 241V242H196ZM96 242V243H95ZM120 242H122L123 244L120 245ZM133 242H136L133 244ZM180 243V246L182 247V249L186 246L187 249L185 252H182L180 251V246L178 245V243ZM192 242V243H193ZM200 242V243H201ZM231 242V241H229ZM242 242V241H241ZM242 242V243H243ZM252 242V243H251ZM256 242L258 244H256ZM64 243V244H62ZM169 243L171 245H169ZM191 243V244H192ZM173 244V245H172ZM183 244V245H182ZM187 244V245H186ZM195 244V247L199 245ZM230 244V243H229ZM228 243H224V247L227 245L229 246ZM247 244V243H246ZM253 244V245H252ZM84 245V248L87 247ZM123 245V247L127 246L126 247V250L125 251H122L121 250V246ZM178 245V246H177ZM185 245V246H184ZM197 245V246H196ZM245 245V244H244ZM252 245V247H251ZM201 246V244H200ZM226 246V247H227ZM95 247V246H94ZM98 247V245L96 246V248ZM98 247V248H99ZM103 247V248H102ZM135 247V248H137ZM185 247V248H186ZM95 248V249H96ZM83 249V250H82ZM91 249V248H90ZM93 249V247H92ZM95 249L92 250L94 251L95 253ZM123 249V248H122ZM201 249V248H200ZM203 249V250H202ZM201 250L199 251H205L204 248H202ZM98 249V251H100ZM169 250V251H167ZM197 252L198 253H201L198 251V249L196 248ZM242 250V248H241ZM246 250V251H245ZM46 251V250H45ZM97 251V250H96ZM97 251V252H98ZM100 251V253H101ZM166 251V252H165ZM184 251V250H183ZM224 251V250H223ZM121 252H125L124 255H121ZM196 252V253H197ZM241 252V251H240ZM94 253L91 252V254L93 255ZM99 253V254H100ZM188 253V254H187ZM197 253V254H198ZM225 253V251H224ZM98 254V253H97ZM191 254L192 252L190 253V257H191ZM202 255L203 252L201 253ZM122 256L123 257V260L119 259L118 256ZM195 253L192 255L194 256ZM201 255V256H202ZM99 256V255H97ZM96 256V257H97ZM188 256V257H187ZM196 256V255H195ZM194 256V257H195ZM198 256H200V254H198ZM196 256V257H198ZM95 257V256H93ZM95 257V258H96ZM204 257V256H203ZM188 258V259H187ZM192 258V257H191ZM200 258V257H198ZM190 260V259H189ZM173 262V263H172ZM190 262V261H189ZM188 262V263H189ZM104 263H107V261H103V264ZM170 263V262H169ZM168 263V264H169ZM186 263V264H188ZM177 264H180L179 262Z\"/></svg>",
  "mask_w": 264,
  "mask_h": 264
},
{
  "label": "snow or ice",
  "instance_id": "obj_3",
  "mask_svg": "<svg viewBox=\"0 0 264 264\" xmlns=\"http://www.w3.org/2000/svg\"><path fill=\"white\" fill-rule=\"evenodd\" d=\"M0 24H4L8 26L7 33L13 45V50H15L16 35L19 32V30L16 28V21L15 20L9 21L7 19H4L3 17H0ZM4 39H5V30L0 28V51H2L3 49ZM3 59L4 56L0 54V60ZM257 107H258V111H257ZM245 115L249 117L254 124L258 125L260 133L264 135V91H262L261 93L258 106L253 104L251 100L246 102ZM2 130L3 129H0V131ZM247 147H250V143L248 145L238 147L232 162L233 168L240 169L242 167L243 158Z\"/></svg>",
  "mask_w": 264,
  "mask_h": 264
}]
</instances>
